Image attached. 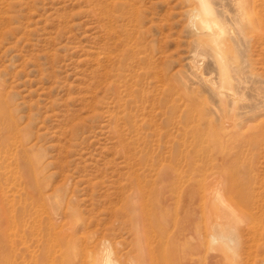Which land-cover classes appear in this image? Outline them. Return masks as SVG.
I'll return each mask as SVG.
<instances>
[{
	"label": "rangeland",
	"instance_id": "374dc122",
	"mask_svg": "<svg viewBox=\"0 0 264 264\" xmlns=\"http://www.w3.org/2000/svg\"><path fill=\"white\" fill-rule=\"evenodd\" d=\"M242 1L208 0L221 56L199 0H0V264H264Z\"/></svg>",
	"mask_w": 264,
	"mask_h": 264
},
{
	"label": "bare ground",
	"instance_id": "6f19581e",
	"mask_svg": "<svg viewBox=\"0 0 264 264\" xmlns=\"http://www.w3.org/2000/svg\"><path fill=\"white\" fill-rule=\"evenodd\" d=\"M199 2H200V6L198 8H193L191 11L192 22L193 23H200L202 26V30L211 34V36L213 37V44L215 47L214 49H216L215 51H217L219 54H221L222 53V47H221L220 39L223 35L222 28L215 22L214 17L212 15L213 12H210L211 10L209 9L208 0H199ZM242 2L246 3V5L249 9L248 10L249 12H251L252 10H255L256 7L258 6V4H256L257 3L256 0L255 1L243 0ZM252 7H253V9H252ZM252 12H254V11H252ZM253 14H256V13H253ZM252 19H253L252 21H254V17ZM258 22L260 23L259 20H258ZM258 22H256V23H258ZM261 24L262 23H260V25ZM222 55L223 54H221V56ZM212 239L216 243L220 240L230 239V237L227 236L226 233L222 231L221 233H213ZM106 264H113V262L110 259V256L107 257Z\"/></svg>",
	"mask_w": 264,
	"mask_h": 264
}]
</instances>
